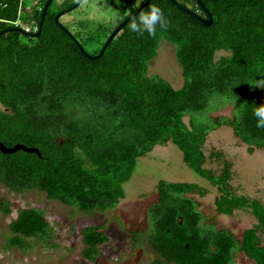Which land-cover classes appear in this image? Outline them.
I'll use <instances>...</instances> for the list:
<instances>
[{"label":"trees","instance_id":"trees-1","mask_svg":"<svg viewBox=\"0 0 264 264\" xmlns=\"http://www.w3.org/2000/svg\"><path fill=\"white\" fill-rule=\"evenodd\" d=\"M144 1L119 0L120 17L99 23L86 37L81 31L73 36L96 55ZM176 1L207 18L197 0ZM32 2L26 7L24 0H0V30L10 29L0 34V142L34 147L39 154L0 149V183L15 193L37 190L81 213L106 211L124 197L123 184L137 159L171 142L190 170L216 186L218 214L250 208L258 223L237 238L205 221L188 195L203 192L199 185L160 180L157 200L147 210L146 241L157 254L150 264H236L238 251L264 264L257 233L264 225V206L234 193L227 168L220 173L206 168L202 149L209 132L224 124L250 151L264 149V128L256 126L254 115L264 103V0H201L212 15L209 25L170 0H150L134 16L158 6L168 28L157 25L155 38L139 35L129 27L131 17L95 58L86 57L55 23L51 2L40 34L28 35L36 31L46 0ZM84 43L98 47L88 52ZM161 43L174 48L183 79L178 88L148 73ZM218 52L225 54L216 57ZM228 105L230 116L213 115ZM9 206L0 202L5 213ZM9 230L6 248L28 250L30 238L53 244V229L37 207L19 208ZM81 234V254L93 261L108 240L105 226H86ZM133 240L138 242L136 236Z\"/></svg>","mask_w":264,"mask_h":264},{"label":"rangeland","instance_id":"rangeland-1","mask_svg":"<svg viewBox=\"0 0 264 264\" xmlns=\"http://www.w3.org/2000/svg\"><path fill=\"white\" fill-rule=\"evenodd\" d=\"M53 0L49 11L56 14L65 4L74 2L72 9L66 10L59 22L67 26L71 33L86 37V32L97 31L98 24L105 25L113 18L120 17L116 4L119 0ZM139 1V0H137ZM63 2L65 4H63ZM32 0H24L30 7ZM55 14V15H56ZM55 17V16H54ZM21 26H23L21 24ZM81 31L80 35L77 32ZM88 52L97 49V45L84 43ZM90 54V53H89ZM224 52H218L216 57ZM149 74L158 75L175 88L181 86L183 79L181 68L174 57V48L161 43L154 63L148 68ZM264 104V103H263ZM231 106H224L213 112V115L230 116ZM187 121V117L184 118ZM207 158L204 166L220 173L227 168L230 172L229 184L236 195H243L250 201H259L264 206V149L249 146L236 137L230 126L224 124L209 132L202 145ZM160 180L172 182L196 183L202 191L191 192L203 212L205 221L215 227L227 229L237 238L243 230L258 223L250 208H237L231 214H218L215 199L219 192L215 185L196 175L182 160L180 150L171 142L155 145L145 156L137 159L131 178L123 184L124 197L116 207L85 214L57 200H48L37 190L23 193L10 191L0 183V202L5 200L9 212L0 210V264H150L157 254L146 241L149 232L147 210L157 200L156 185ZM42 209L53 229V237L46 244L42 240L30 238L32 246L6 248L10 235L9 223L15 218L17 210L24 207ZM103 224L108 240L101 246V254L93 261L84 258L81 251L84 247L81 230L90 225ZM260 243L264 245V225L258 230ZM138 238V242L133 237ZM236 264H255L252 259L238 251Z\"/></svg>","mask_w":264,"mask_h":264},{"label":"water","instance_id":"water-1","mask_svg":"<svg viewBox=\"0 0 264 264\" xmlns=\"http://www.w3.org/2000/svg\"><path fill=\"white\" fill-rule=\"evenodd\" d=\"M81 1L83 0H79L77 2V4H80ZM150 0H145L143 2L142 5H140L133 13H131L128 17H126L123 21L120 22V24L109 34V36L107 37V39L105 40V42L103 43L100 51L98 54L96 55H90L89 53H87L84 48L82 47V45L79 43V41L73 36V34L64 26L62 25L60 22H59V17L65 13L66 10L64 11H60L58 12L55 17H54V20H55V23L57 25H59V27L61 29H63L68 35L69 37L74 41V43L78 46V48L80 49V51L88 58H95V57H100L105 48L107 47V45L109 44V42L111 41V39L114 37V35L120 30V28L131 18L133 17L138 11H140L144 6H146V4L149 2ZM172 4H174L176 7H178L179 9L189 13V14H192L193 16L197 17L202 23L206 24V25H209L212 21V15L210 14V12L206 9V7L204 6V4L201 2V0H197L200 7L203 9V11L205 12V14L207 15V18L206 19H202L201 17H199L196 12H193L191 9L187 8V7H184L182 5H180L176 0H170ZM51 2V0H46L42 10H41V13H40V18H39V22H38V27L36 29V31L34 32H31V33H27L28 35L32 36V37H37L40 32H41V26H42V23H43V19H44V15H45V11L49 5V3ZM10 30L9 28L8 29H3V30H0V34L3 33L4 31H8ZM0 149L5 152V153H10V152H15L16 150L18 149H21V150H24V151H27V152H35L37 154H39L38 152V149L34 148V147H26L22 144H16L14 145L13 147H6L4 146L1 142H0Z\"/></svg>","mask_w":264,"mask_h":264},{"label":"clouds","instance_id":"clouds-1","mask_svg":"<svg viewBox=\"0 0 264 264\" xmlns=\"http://www.w3.org/2000/svg\"><path fill=\"white\" fill-rule=\"evenodd\" d=\"M168 21L165 19L162 10L158 6H151L147 12H141L138 17L133 16L130 20L129 27L132 31L143 35L147 32L149 36L155 38L157 35V25L160 29L168 28ZM254 115L258 118L256 126L264 128V104L259 105L254 110Z\"/></svg>","mask_w":264,"mask_h":264},{"label":"built area","instance_id":"built-area-1","mask_svg":"<svg viewBox=\"0 0 264 264\" xmlns=\"http://www.w3.org/2000/svg\"><path fill=\"white\" fill-rule=\"evenodd\" d=\"M25 31H26V32H29V28L26 27V28H25Z\"/></svg>","mask_w":264,"mask_h":264}]
</instances>
